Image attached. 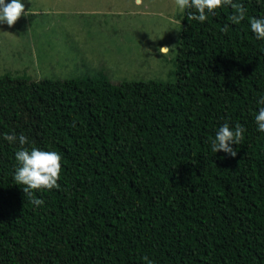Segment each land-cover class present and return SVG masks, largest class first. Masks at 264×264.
Masks as SVG:
<instances>
[{"label": "trees", "instance_id": "1", "mask_svg": "<svg viewBox=\"0 0 264 264\" xmlns=\"http://www.w3.org/2000/svg\"><path fill=\"white\" fill-rule=\"evenodd\" d=\"M243 2L247 17L227 31L230 7L204 22L184 10L167 80L114 85L104 67L33 79L24 94L33 109L48 103L45 93L62 98L48 141L28 145L61 153L60 186L33 190L45 201L33 205L13 179L22 146L0 142V251L58 250L62 264H264V132L254 120L264 40L248 25L264 6ZM85 98L114 110L108 137L88 129L92 122L81 131ZM225 120L246 126L236 156L210 149ZM122 124H138L140 134ZM66 125L76 136L60 140Z\"/></svg>", "mask_w": 264, "mask_h": 264}, {"label": "rangeland", "instance_id": "2", "mask_svg": "<svg viewBox=\"0 0 264 264\" xmlns=\"http://www.w3.org/2000/svg\"><path fill=\"white\" fill-rule=\"evenodd\" d=\"M25 8L28 15L14 25H0V142L4 144H11L5 133L17 137L23 133L33 144L47 142L59 118L62 98L57 101L51 93H45L48 103L39 111L29 106L34 101L24 94L30 92L33 79L63 81L96 75L103 67L114 85L123 79L170 78L184 15L175 0H25ZM163 44L167 51L160 49ZM78 108L79 115H85L81 131L92 122L88 129H100L105 136L114 110L87 98L79 100ZM185 119L179 123L184 125ZM71 128L66 125L53 134L68 139L76 136ZM137 128L138 124L121 125L134 136L140 134ZM62 262L58 250L0 251V264Z\"/></svg>", "mask_w": 264, "mask_h": 264}, {"label": "clouds", "instance_id": "3", "mask_svg": "<svg viewBox=\"0 0 264 264\" xmlns=\"http://www.w3.org/2000/svg\"><path fill=\"white\" fill-rule=\"evenodd\" d=\"M176 5L181 10L187 11L190 19L204 22L210 15L215 14L219 7H230L233 11L229 16V23L223 26V31H227L233 24H240L247 17V9L243 0H175ZM257 3L264 6V0H257ZM194 9L195 11H192ZM27 16L25 0H0V25H14L18 18ZM248 25L257 40H264V15H254L248 17ZM160 49L168 50L164 44ZM255 103L259 105L254 114V120L258 131L264 132V91L258 94ZM246 126L239 122L232 124L225 120L219 124L215 134L210 138V149L213 153L223 150L224 153L236 156L237 150L233 145H238L244 138ZM4 139L9 142L18 139L19 147L15 152L16 167L13 172L14 181L21 185L25 197L35 206L45 203L42 198L35 195L33 190L53 189L60 185L58 180L61 175L62 155L52 148H41L28 146L29 138L20 133L17 137L15 133H5ZM144 259L148 260L147 257ZM148 264L153 261L148 260Z\"/></svg>", "mask_w": 264, "mask_h": 264}]
</instances>
